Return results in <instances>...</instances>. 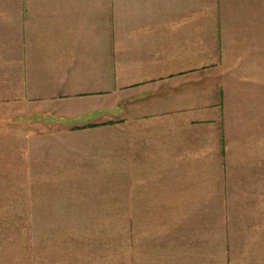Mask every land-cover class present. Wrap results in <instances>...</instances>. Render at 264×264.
Listing matches in <instances>:
<instances>
[{
	"label": "crops",
	"instance_id": "1",
	"mask_svg": "<svg viewBox=\"0 0 264 264\" xmlns=\"http://www.w3.org/2000/svg\"><path fill=\"white\" fill-rule=\"evenodd\" d=\"M33 114L68 187L170 220L160 264H264V0H0V130Z\"/></svg>",
	"mask_w": 264,
	"mask_h": 264
},
{
	"label": "rangeland",
	"instance_id": "2",
	"mask_svg": "<svg viewBox=\"0 0 264 264\" xmlns=\"http://www.w3.org/2000/svg\"><path fill=\"white\" fill-rule=\"evenodd\" d=\"M33 115L0 130V264H160L170 220L124 219L120 214L128 204L68 187L73 176L65 175V166L42 165L36 140L44 125L41 115ZM29 133L34 154L32 165L25 166V157H31L21 147ZM13 141L18 144L5 156Z\"/></svg>",
	"mask_w": 264,
	"mask_h": 264
}]
</instances>
